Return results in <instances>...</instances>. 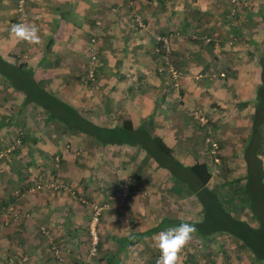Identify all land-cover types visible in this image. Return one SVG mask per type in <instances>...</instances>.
I'll return each instance as SVG.
<instances>
[{
	"label": "crops",
	"instance_id": "1",
	"mask_svg": "<svg viewBox=\"0 0 264 264\" xmlns=\"http://www.w3.org/2000/svg\"><path fill=\"white\" fill-rule=\"evenodd\" d=\"M16 2L0 0V52L8 61L30 65L35 77L44 81L49 90L84 109L86 115L98 123H101L98 113L102 114V120L111 118L112 104L121 107L123 119L137 120L135 126L150 116L152 135L161 138L184 163L204 157L202 145L196 140L205 134L206 128L199 127L198 120L192 118L197 115L195 108L204 109L209 122L212 120L216 125L211 129L216 133L214 136L226 138L224 153L231 155L232 163L242 161L239 169L242 174L238 177L245 174L242 141L251 131L253 101L260 84L264 0H240L234 7L231 0H26L27 20L37 23L41 30L39 45L18 42L10 35V26L18 23ZM161 32L172 36L169 60L178 67L176 84L167 71L159 70L164 63L155 52L154 35ZM91 36L96 37L100 67L94 82L89 83L81 95L77 92L88 81L86 49ZM5 89L0 90L3 101L0 108L4 106L0 111L2 119L16 117L18 123L22 115L35 112L28 110L30 103L23 104V94L9 86ZM39 120L34 134L40 137L35 142H27L34 147V152L37 150V156L47 148L45 127L39 125ZM15 126L0 122V130L6 127L14 132ZM7 129L2 132L6 133ZM231 139L239 144L237 149L231 145ZM24 145L25 142L20 145V151L12 153L8 159L16 175L9 177L12 184L19 181V172L30 169L29 165L24 167L18 163ZM58 146L59 140L49 144L50 154L61 147ZM146 158L156 168L152 178L147 175L141 180V184L147 183L148 187L153 180V195H145L146 204L141 205L136 195L126 203L118 199L103 211L108 247L96 257L110 253L114 259L112 264H144L143 260H134L135 257L143 256L145 260V253L151 256L150 252L157 250L154 237L170 227L143 237L139 232L156 225L164 216L184 212L177 213L171 204L175 179L167 168L157 165L153 158ZM101 169L107 171L104 166ZM60 174L72 185H93L94 176L90 171L76 173L70 168ZM100 180L104 182L105 177H99L98 183ZM53 194L57 197L53 203L31 201L34 197L30 194L9 200L7 208L14 206L18 210L19 217L15 220L18 224L16 230L6 229L9 233L4 234L0 229V244L5 241L7 247L14 240L19 245L21 253L16 256L22 258L17 259L19 264H23L22 261L24 264H51L46 248L54 240L63 238H66L64 262L74 264L81 260L77 257L83 253L77 250L85 245L82 227L89 216L86 205L67 190H56ZM93 194L105 196L98 191ZM8 197L10 195L2 193L1 189L0 207ZM0 217L3 219L2 213ZM2 222L4 224L0 220V227ZM41 226L50 228L45 232ZM79 234L83 237L79 238ZM131 236L132 241L126 246L119 243L122 237ZM237 243L240 244L227 234L201 237L194 233L181 253L182 264H264V261L254 260L249 250L237 247ZM220 245L224 247L219 249ZM136 253L141 256H135Z\"/></svg>",
	"mask_w": 264,
	"mask_h": 264
},
{
	"label": "rangeland",
	"instance_id": "2",
	"mask_svg": "<svg viewBox=\"0 0 264 264\" xmlns=\"http://www.w3.org/2000/svg\"><path fill=\"white\" fill-rule=\"evenodd\" d=\"M3 40H4V36H3ZM169 62L173 65L175 69L178 70V67L175 66V64H173L171 60H169ZM95 79H96V73L94 74L93 79H91V82H94ZM91 82L88 81H86V83L83 82L84 84L81 85V89H79L77 93L83 95L84 92L87 90L88 84ZM48 86H51V84H49V81H48ZM5 88H6L5 80L2 77H0V90L5 91L6 90ZM141 90H143V88H141ZM51 92L55 93V91H51ZM3 95L5 96V93ZM15 99H17V97H15ZM0 102H3L1 101V98H0ZM110 106L112 110L109 111V113L110 112L112 113H110L109 116L111 118L110 119L105 118L102 120V114L98 113L97 114L98 117L101 118L100 122L101 123L123 122L125 118L123 119V114L120 111L121 107H118L114 104ZM3 107L4 106L1 105L0 111H3ZM32 109H34L35 112L30 111V113L26 115H22L23 118H20L18 123L16 121V117L10 118L9 116V117H5L4 119L0 117V122H4L5 125L15 126L17 124L14 127V132L9 131L6 127L2 128V129H7L4 130L6 131V133L2 132V129L0 130V150L3 153L2 157L0 158V190L2 189V193L7 192L10 195V197H8L9 199L7 200L5 199L0 207L1 209H3V211H0V213H2L3 215V219H1L0 217V220L4 221V224L2 222L3 226H1L0 229L1 230L3 229L4 234L9 233V231L7 232L6 229H9L11 227H13V229L16 230V225L18 223H15L16 219L12 218L10 214H8L7 212L8 211L7 205L8 203L11 202L9 201L12 200L11 197L13 196L20 197L23 194L24 195L30 194L32 197H34L31 201L48 200L50 203H53V200L55 201L56 200L55 198H57V197L55 198L53 197L54 195L53 193L56 190H58L57 186L58 187L60 186L63 187L64 190H67L69 191V193L73 194L74 198L77 197V199H79L81 203H84L86 205L85 208L89 213L88 219L84 224V228L81 226L85 236V239L83 238V242L85 245L81 248H78L77 250L79 253H83V254H79L77 259H83L84 257H96V255H99L102 251H104L106 247H108L107 246L108 244L105 243V240L108 235V231L106 227L103 225L104 222L103 211L107 209L109 205L111 206L112 203H115V201L118 199H122V201L126 203L128 199L130 200L131 196L135 197L136 195H137L136 198H138V201L140 202L141 205L146 204L145 195H153V189H152L153 180L150 184V187H148L149 184L147 183L141 184V180L146 179L147 175H150V177L152 178L153 170H155L156 168H154L153 162L148 161V159L144 154V150L140 149L139 147L135 148L133 146H129L126 144L118 145L116 143L102 145L96 140H92L88 136H84V135L80 136L74 134L71 135L68 132L63 131L59 127L58 123L54 120H49L48 122L45 123L44 118H42V114H44L42 109L38 106H35L33 103H30L28 110H32ZM194 110L197 111V115L195 118L192 117L193 120L194 119L198 120L200 124V125L198 124L199 127L205 126L206 128L205 134H203V136H201L200 138H197L196 142L202 145L203 150H201L202 151L201 154L203 155L204 153L203 155L204 157L202 158L203 159L207 158L209 163L211 162L210 164L212 167L213 175H212V179L209 181V184L215 189H217V192L219 194L220 199L222 200V204L224 207L227 208V205L230 207L236 205L238 206V208H240L239 206H243V202L240 201L239 195H236V193H234L235 188L239 185V182L233 181V178H236L238 177V175L242 174L239 170L242 167V161L236 160V162L232 163L230 161L231 155H229L227 152V155L229 156L228 157L224 153L225 150L223 149L225 148L224 145H226V138L224 139V137H222L217 139L214 136L216 133L211 131V129L215 128L216 125H214L212 120H211L212 125H210L211 123L208 120L206 110L199 108H195ZM82 113L84 114V111H82ZM194 114L195 113L193 112L192 115ZM104 115L105 113H103V116ZM188 116L190 117L191 115L189 114ZM192 118L190 117V120H192ZM38 119H40L39 125L42 128L45 127L46 147H47L45 151L43 150L42 152H40V156H37V152H36L37 150H35V152L33 151L34 147H30L29 144L26 143L29 141L35 142L37 141V138L40 137L38 136V134H34V132L36 131L35 129L38 127L37 126ZM126 119H129L133 125L137 123V120L132 121L130 118H126ZM193 123L197 124V122H193ZM149 125H150V116H147L143 122L140 121L136 126H142V127L144 126L147 129H149ZM221 129L223 132L227 131L226 128H221ZM43 132L44 131H42V133ZM209 134L213 135L219 143V147L221 151L219 155V160H220L219 163H215L213 159L211 160L212 157H208L209 152L206 150L207 143L205 141V138ZM22 139H24V142L26 144L23 147L24 151L23 152L21 151L22 153L19 156L20 158L18 159V163L19 164L21 163L20 165L24 167H28V165L30 166V169H27L29 174L27 180L29 182V189H27L26 192H22V190H20L19 182L21 180L17 181V183L15 182V184H12L10 183V179H9L11 175H13L14 177H16V175L15 173H12L11 168L13 167V165L10 164V161L8 160L9 159L8 155L9 153L12 152L17 154L20 151L18 149L20 148L21 144L23 145ZM221 139L223 140L221 141ZM57 140H59V146L61 147L58 148L57 151L53 152L54 155L53 158L51 159V157L49 158V154L51 152L50 150H48L50 148L48 146L49 144L55 143ZM231 141H232L230 142L231 145L235 149H237V145L239 147V144L236 143V140L233 141V139H231ZM244 141L245 140L242 141V147ZM10 145H14V147L8 151L7 148ZM35 148H37V146H35ZM32 154H36V156H33ZM171 154H173L172 148H171ZM31 159L34 160L32 161ZM52 166L55 167L56 169L58 168L60 171L66 169L68 170L70 168H74L76 173H78L81 170L84 171L87 170L88 172L90 171L91 175L94 176L93 185L92 187H90L91 183L89 184L86 183V184H80L79 186H75L66 182L65 179L62 180L61 177L62 175H60L61 179L59 181H58L59 176L58 178H55V180L49 181L48 179L50 178V176H52V168H51ZM103 166L106 168L107 171H102L101 167ZM99 177H105L104 182L101 183L100 180V182L98 183ZM173 183L174 186L170 194L172 198L171 204L173 209H175L177 213L184 211L183 213L186 215L188 219L199 218L201 215L200 214L201 211H200V203L198 199L194 195L187 194V192L189 193L190 191L189 187L186 185L182 186V183L179 180L175 179ZM81 187H83L84 189H81ZM149 189L151 190L149 191ZM94 191L102 192L105 196H97L93 194ZM30 195L28 196L30 197ZM95 202H97L99 205H102L103 208L101 210V213L99 214L98 223H97L98 240L101 241V244L100 247L98 246L96 248V252L93 254L91 253L92 243H91V236L89 235L90 232L88 229V225H89L90 216L93 212L92 206L93 203ZM238 210L239 209H236V211ZM29 213H30L29 215H31L32 217L33 214H31V212ZM9 224H12L13 226H9ZM47 227L41 226L42 231L48 232ZM82 235L79 234V238H81ZM61 240H63L64 243ZM58 241H59L58 245L52 244V246L53 245L57 246L60 249L62 258H59L61 261L58 264H63L64 262L63 259L65 256L64 252H66V248H65L66 238L58 239ZM237 245H238L237 247L240 248L242 247L241 244H237ZM52 252H53V248H52ZM20 253L21 251L19 245L14 240L12 243L10 242L7 247L5 241L1 242L0 264L4 263V261L8 259L7 257L9 255L14 259L21 260L22 258L16 257L20 255ZM150 253L151 256L149 253H145V260L143 259V256L135 257L134 260H143L144 264L145 262H147V264H150L151 260H153V258L155 257L154 255L155 252H150ZM135 256H141V255H137L136 253ZM22 263L24 264V261H22Z\"/></svg>",
	"mask_w": 264,
	"mask_h": 264
},
{
	"label": "trees",
	"instance_id": "3",
	"mask_svg": "<svg viewBox=\"0 0 264 264\" xmlns=\"http://www.w3.org/2000/svg\"><path fill=\"white\" fill-rule=\"evenodd\" d=\"M262 18L264 20V16ZM157 34L168 36L170 45L168 55L163 48L162 41L156 39ZM157 34L154 35L155 52L159 55L162 63L165 64V61L170 59L172 53V36L167 32ZM96 47L98 48L97 42ZM86 51L88 60L90 61L88 45ZM99 60L95 65V72L100 67ZM259 63L261 67L260 84L253 101L254 111L252 114L251 131L248 137L244 139L242 147L245 174L233 178V181L239 182L234 193L239 195L240 201L243 202V206H239L240 208L236 205L233 207L227 205V208L223 206L217 189L209 184L213 171L211 162L209 163L207 158L184 163L171 154V147L161 138L152 135L150 130L144 126L133 125L129 119H124L123 122L114 125H104L94 121L86 115L84 109H78L66 98L51 92L45 86V82L35 77L30 65L8 61L1 52L0 76L5 80L6 86L12 87L16 92L23 94L22 102L24 105L33 103L42 109L44 113L42 114V118H44L45 123L49 120H54L63 131L71 135L88 136L102 145L110 143L135 145L145 151L146 157L153 158L157 162V165L167 168L171 176L179 180L182 186L186 185L189 187L190 191L187 194L194 195L200 203V217L198 219H188L183 212L178 216H164L156 225L140 231L139 235L141 237L164 228L178 226L181 222H188L195 225L197 229L195 234L201 237L227 234L236 239L243 248L249 250L254 260L264 261V55L259 56ZM88 69L89 67H87L86 76L88 82H91V79L88 77ZM82 111H84V114ZM212 138L218 143L213 135ZM22 140L24 143V139ZM211 148L212 145L207 143L206 150L209 152L208 157H212L211 160H214L215 155L219 158L221 152L219 143L215 153L211 152ZM12 153L14 154V152ZM12 153H9V158ZM2 154L0 150V158ZM53 155V153L49 154V158L51 157L52 159ZM214 162L219 163L220 160ZM51 168L52 176L47 179L53 181L59 176V181L61 179L60 170L53 166ZM18 177L21 180L19 182L20 190L26 192L29 189V182L27 181L29 177L28 171L19 172ZM62 180H64L63 177ZM57 188L61 191L64 190L60 186H57ZM13 209L16 212L18 211L14 206ZM236 209L239 210L236 211ZM0 211H3V209L0 208ZM7 212L8 214L11 212L9 207ZM18 217L19 214L17 212L15 219H18ZM131 239L132 236L129 238L122 237L119 239V243L126 246L132 241ZM52 244L58 245L59 241L54 240V242L49 244L47 254L51 256V264H58L61 260L54 256ZM100 244L101 241L98 240L96 248L100 247ZM222 247L224 246L220 245L219 249H222ZM154 255L155 257L151 260V264H156V259L160 255L158 249ZM7 258L2 264H19L20 262L10 255ZM113 261V256L109 253L92 260H77L74 264H112Z\"/></svg>",
	"mask_w": 264,
	"mask_h": 264
},
{
	"label": "clouds",
	"instance_id": "4",
	"mask_svg": "<svg viewBox=\"0 0 264 264\" xmlns=\"http://www.w3.org/2000/svg\"><path fill=\"white\" fill-rule=\"evenodd\" d=\"M40 31L37 23L29 22L26 18L19 23L12 24L9 29L10 35L18 42L30 45L42 43ZM196 231L194 224L181 222L178 226L159 232L154 237L155 247L160 252L156 264H182L181 253Z\"/></svg>",
	"mask_w": 264,
	"mask_h": 264
},
{
	"label": "built area",
	"instance_id": "5",
	"mask_svg": "<svg viewBox=\"0 0 264 264\" xmlns=\"http://www.w3.org/2000/svg\"><path fill=\"white\" fill-rule=\"evenodd\" d=\"M25 1L26 0H17L16 2V11L18 13V23L21 22L23 19H27L26 16V12H25ZM233 2V7L238 5L240 0H231ZM140 25H143L144 23L141 20H138ZM156 39L157 40H161L163 43V48L166 51V54L168 55V53L170 52V45H169V39L168 36L165 34H157L156 35ZM88 49L90 51V61L88 63V77L90 79H93L95 72V65L98 62L99 56H98V51H97V47H96V37L95 36H91L89 39V43H88ZM159 70H164L167 71L170 74V77L174 79V84H176V77L178 76V70L175 69L173 67V65L169 62V59L167 61H165V64L160 67ZM20 140V139H19ZM205 141L207 143H210L212 145L211 148V152L215 153L217 147H218V143L212 138V135L209 134L206 136ZM14 145H10L7 150L9 151L11 148H13ZM214 161H219V158L215 155L214 157ZM39 186V185H38ZM103 206L99 205L97 202L93 203L92 209L93 212L90 216L89 219V225H88V229L90 232V236H91V243H92V247H91V253H95L96 250V245L98 242V230H97V223H98V218H99V214L101 213ZM10 212V216L12 218H16L17 216V212L13 209L12 206L9 207ZM53 248V252L55 254L56 257L58 258H62L61 257V251L57 246H52Z\"/></svg>",
	"mask_w": 264,
	"mask_h": 264
}]
</instances>
